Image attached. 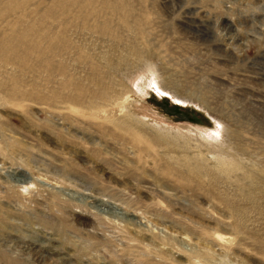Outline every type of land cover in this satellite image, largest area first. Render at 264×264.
<instances>
[{"label":"rangeland","instance_id":"rangeland-1","mask_svg":"<svg viewBox=\"0 0 264 264\" xmlns=\"http://www.w3.org/2000/svg\"><path fill=\"white\" fill-rule=\"evenodd\" d=\"M0 264H264V0H0Z\"/></svg>","mask_w":264,"mask_h":264},{"label":"snow or ice","instance_id":"snow-or-ice-1","mask_svg":"<svg viewBox=\"0 0 264 264\" xmlns=\"http://www.w3.org/2000/svg\"><path fill=\"white\" fill-rule=\"evenodd\" d=\"M161 95H166V93H161ZM177 103H179V101H177Z\"/></svg>","mask_w":264,"mask_h":264}]
</instances>
